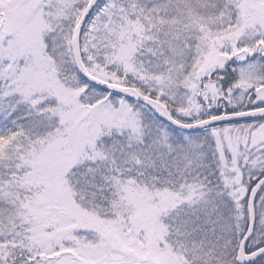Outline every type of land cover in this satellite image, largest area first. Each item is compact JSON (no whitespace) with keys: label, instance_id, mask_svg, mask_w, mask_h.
Here are the masks:
<instances>
[{"label":"snow or ice","instance_id":"1","mask_svg":"<svg viewBox=\"0 0 264 264\" xmlns=\"http://www.w3.org/2000/svg\"><path fill=\"white\" fill-rule=\"evenodd\" d=\"M0 264H264V0H0Z\"/></svg>","mask_w":264,"mask_h":264}]
</instances>
